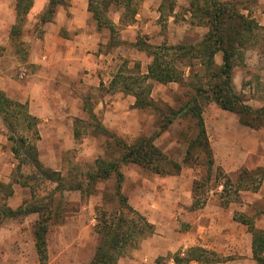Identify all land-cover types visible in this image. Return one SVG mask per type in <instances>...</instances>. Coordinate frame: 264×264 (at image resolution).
<instances>
[{"label": "rangeland", "instance_id": "rangeland-1", "mask_svg": "<svg viewBox=\"0 0 264 264\" xmlns=\"http://www.w3.org/2000/svg\"><path fill=\"white\" fill-rule=\"evenodd\" d=\"M168 1L131 0L127 8L120 2H114L106 8L107 14L119 26L117 31L119 42L113 45L108 38L109 40L100 43L99 50L104 54L102 57L97 56L92 68H90V64L93 63L91 60L89 65L75 66L81 68L80 81L75 82L72 91L67 88L62 89L67 106L57 108L60 116L65 117V113L71 112L75 117L73 137L66 135L62 138L55 137L49 122L46 121L44 126L40 118L38 131L41 137L38 139L32 127L24 124L13 130L0 114V133L4 135L2 143L4 153L0 154V174L7 177L5 183L11 184L12 191L3 202L14 209L26 204L45 207L43 210L49 216L45 264H89L103 240L96 229L102 212L113 214L122 211L126 219L133 216L122 208L118 199L116 174L113 173L107 179L95 177L98 158L119 162L120 171L124 175L121 191L128 202L130 201L129 204L132 203L131 206L138 205L148 210H155L153 212L155 220H160L159 211L165 210L164 220L160 222L162 224L165 221L160 227L161 231L157 230L160 223L153 224L154 234L158 233V236L143 235L129 242L126 254L121 255V264H133L130 256L132 253L134 255L135 251L139 253L136 258L145 256L146 262L143 261L145 264H169L174 262L171 257L176 252H183L190 245L202 246L198 243H204L202 242L204 238L197 234V223L204 206L223 210L225 215H221V224L215 227L230 229L235 238H232L231 245L227 246L229 250H226V254L221 253V256L218 250L212 247L227 243L217 237L220 236V230L213 228L211 232L214 235L207 236L213 246L203 247L215 251L223 258L229 257L224 264H257L251 254L252 234L248 231L247 225L235 221L229 224L226 215L231 214L233 217L234 213H245L254 219L258 228L264 229L262 173L257 176L256 182L241 190L238 195L231 191L230 194L223 192L221 196L222 184H219V181L225 179V174L236 181L243 169L264 168L262 164L264 163V115L253 120L254 127L243 125L238 113L221 108L216 102L208 100L205 95L199 98L203 105L204 122L214 157V170L208 182L201 183L200 180L207 173L206 165L196 163L205 159L202 149L195 150L194 155L197 158L195 163L184 162L188 144L197 131L195 120L191 116L177 118L155 140L170 161L183 164L179 172L158 174L135 163L121 162L123 146L120 141L131 144L142 134L150 135L158 131L162 119L153 109L135 107V96L120 90L121 83L117 84L115 90L110 87L117 73L135 72L138 77L139 73L147 70L152 58L135 43L145 41L153 45L197 44L208 35L210 30L208 24L201 22L199 17L195 16L193 10L196 6L192 8L191 0H174L172 10ZM222 1L230 2L242 14L251 16L260 25L252 28V32L245 31L243 34L246 43L236 59L232 83L246 104L253 108H262L264 107V0ZM43 11L28 16L21 37H42L44 29L43 23H40V16ZM125 13L128 14L130 22L120 23ZM89 17L87 29L90 28L91 31L95 29L99 37H111L109 28H98L90 12ZM72 19L73 16L67 12L64 22L68 23ZM64 30L65 27L62 29V34ZM21 49H19L20 58L24 60L26 52ZM215 59L218 64L221 63L220 54H217ZM193 62L196 65L192 72L189 67L185 68L183 83H152L151 97L164 111L178 108L192 99L197 93L196 88L200 87V82L204 83L206 88L205 83L209 82L210 74L205 75V67L200 64L199 59L195 58ZM90 73L93 76L82 75ZM79 77L75 79L78 80ZM93 79L95 82H92ZM253 117L249 115L248 119ZM67 124L68 121L61 122L62 126ZM75 130L78 132L77 137ZM21 135L27 137L28 141L35 142L42 165L58 171L59 182L44 178L31 162L32 158H26L23 153L16 157L12 147L18 143L17 139ZM10 136L14 139H10ZM5 162L10 163V168L3 171L2 164ZM224 179L221 182L224 183ZM196 180L202 184L197 189L198 199H204L207 195L208 200L203 207L191 209L193 186ZM60 185H66V188L62 189L64 186L60 188ZM70 186L74 188L70 189ZM226 199L229 200L228 206L222 204ZM40 218L39 213L32 212L7 218L1 224L0 264H40L35 245V230ZM195 233L196 237L193 236ZM157 239L159 241L168 239V245L171 246L168 250L169 254H166L164 247L159 246L158 250L151 249L152 252L149 250L147 254L150 247L148 243L158 241ZM197 264L218 263L198 262Z\"/></svg>", "mask_w": 264, "mask_h": 264}, {"label": "trees", "instance_id": "trees-1", "mask_svg": "<svg viewBox=\"0 0 264 264\" xmlns=\"http://www.w3.org/2000/svg\"><path fill=\"white\" fill-rule=\"evenodd\" d=\"M114 2L125 4L127 8L131 0H90L88 2V10L98 28L107 27L110 29V42L116 45L119 42V37H117L119 26L106 12V8ZM168 2H170V10H172L174 0H169ZM190 3L192 8L196 6L194 10L192 9L195 16L199 17L201 22L209 25L210 30L208 35L199 43L190 45H153L145 41L136 42L135 44L141 50L146 51L152 58L147 70L139 73L138 77L135 72L125 73L122 71L117 73L114 75L110 87L115 90L117 84L121 83L120 90L135 96V107L153 109L162 118L158 131L150 135L142 134L131 144L119 140L123 146L121 162L135 163L147 167L158 174H173L179 172L183 164L170 161L167 154L156 144L155 140L177 118L191 116L195 120L197 131L188 144L184 162L186 164L195 163L197 160L194 155L195 150L202 149L205 154V159L202 162L198 161L196 163L206 165L207 173L200 179L201 183H203L204 181L208 182L212 176L214 157L204 122L203 105L200 103L199 98L205 95L208 100L216 102L221 108L238 113L240 122L243 125L254 127L255 123L253 120L259 119L264 115V107L253 108L246 104L241 94L236 92L232 83L236 59L240 56L242 48L246 43V37H243V34L245 31L252 32L254 28L260 25L251 16L242 14L228 1L191 0ZM69 5V0H48L40 16V23L44 24L53 21L58 7H67ZM33 6L34 0H17L16 2L17 19L11 28L10 37L12 42H15V44L17 42L16 45L19 49L23 45L21 39L22 29ZM125 22H130L129 16L126 13L122 15L120 23ZM217 54L221 55L220 64L215 59ZM195 58L199 59L200 64L205 67V75L210 74L209 82L205 83L207 84L206 88L204 83L200 82V87L196 88L197 93L192 96V99L178 108H170L168 111H164L151 97L152 83H183L185 79V68L189 67L192 72L193 67L196 65L193 62ZM0 114L11 129L16 130L25 124L28 127H32L34 135L40 139L41 136L38 131L40 118L32 115L28 111L26 103L9 97L4 91H0ZM249 115H253V119H248ZM75 135L76 137L78 136L76 130ZM10 139H14V137L10 136ZM17 142L12 147V151L16 157H19L23 153L26 158H32L31 162L44 178L51 181H60V177L57 176L60 175L58 171L51 170L42 165L37 155V145L35 142L28 141V138L24 135H21L17 139ZM96 164L97 172L95 177L107 179L113 173L116 174L118 179L116 186L118 199L122 208L126 209L133 216L130 219H126L122 211H116L113 214H108L106 211L102 212L101 218L98 219L99 222L96 225V229L102 235L103 240L97 247L89 264H118V260L125 253L128 243L143 235L153 234L154 225L140 211L131 206L128 199L123 195L121 187L124 175L120 171L119 162H111L103 158H98ZM260 174L261 178H264V168L255 170L243 169L236 181L225 174V179L222 178L219 181V184H222L220 195L222 196L223 192L230 194L231 191L238 195L241 190L250 184L252 185L254 181L256 182L257 176ZM223 179L225 180L224 183L221 182ZM201 183H199V180H196L194 183L191 209L203 207L208 200L207 195H205L204 199H198L197 189L198 186L200 187L202 185ZM62 186L60 185V188H66V185ZM10 187V183L6 184L0 180V226L7 218L22 214L26 215L32 212L39 213L41 218L35 230V245L40 264H45L47 259V220H49V216L43 210L45 207L43 205L28 206L26 204L16 209L12 208L5 201L3 202L12 193ZM71 188L74 187L70 186ZM78 188H81V186H78ZM222 204L228 206L229 200L226 199ZM233 219L247 225L248 231L252 234V256L257 264H264V229L258 228L254 219L245 213H234ZM172 257L176 264H189L191 260L204 263L227 260L219 256L215 251L199 245L191 246L185 252H176Z\"/></svg>", "mask_w": 264, "mask_h": 264}, {"label": "crops", "instance_id": "crops-1", "mask_svg": "<svg viewBox=\"0 0 264 264\" xmlns=\"http://www.w3.org/2000/svg\"><path fill=\"white\" fill-rule=\"evenodd\" d=\"M16 2L17 0H0V91H4L9 97L15 100L26 103L28 111L32 115L42 119V125L44 124V126H46L45 122H49V127L53 128L55 137L62 138L65 135L67 137H73V122L76 120L74 119L75 117L71 115V112L65 113V117L60 116L57 112L58 107L67 106L66 97L62 94V89L67 88L70 91L74 89L73 85L75 82L80 81L81 77V71L79 72L81 69L80 66H75H82L84 64L89 65V61L91 60L93 63L90 64V68H92L95 65L94 63L97 60V56L102 57L104 54L99 50L100 43H104V40H109L108 38L110 37H99L95 29H93V31H91L90 28L87 29L90 18L87 0H71L68 9L64 6H59L53 21L43 24L44 33L42 37H21L23 41V51L26 52L24 56L25 59L23 60L22 57L20 58L21 54L19 53V48L17 45L14 46L15 43L12 42L10 37L11 28L17 19ZM47 2L48 0H34V6L30 10L29 16L43 11ZM67 12L74 18L68 23H66V21L64 22ZM64 27L66 30H64L62 34V29ZM82 75L93 76L92 73ZM78 77V80L75 79ZM92 82H95V79H93ZM64 121H68L66 126L61 125V122L63 123ZM3 142L4 135L0 133V154L4 153L2 150ZM262 164L264 165V163ZM2 167L3 171H5L10 168V163L5 162L2 164ZM0 180L7 182L8 179L5 175L3 176L0 174ZM134 208L146 216L148 221L154 225L164 220L165 210L163 211L162 206V211H159L161 214L160 220H155L153 213L155 210L153 211V209L148 210L138 205L136 207L134 206ZM222 214L224 213L220 208L204 206V211L200 215L197 223V234L201 238H204L202 239L204 243L198 244L205 247L213 246L212 241L207 238V236L213 234L211 232L212 229L215 228L220 230V236H215L220 239L222 238L224 243L227 244L212 247L214 250H218L220 255L221 253L226 254V250H229L227 246L232 242V238H235L233 237L235 235L230 229L215 227L221 224ZM226 217H228L229 224H232L231 221L240 223L234 220L231 214L226 215ZM164 223L165 221L162 224L160 223L161 225L159 224L160 226L157 227V230L161 231L160 227L163 226ZM162 232L164 231L162 230ZM154 235L158 236V233ZM193 236L196 237V233L193 234ZM157 240L158 241H154L153 243H148L150 247L147 254L150 251L152 252L153 249L158 250V246L164 247L166 249V254H169L168 250L171 246L168 245V239H166V241H164V239L160 241L159 239ZM191 246L192 245L189 247ZM125 254L126 253H124V255ZM133 256H135V258ZM136 256H139L138 251H135L134 255L132 253L130 256L133 264H145V256L143 257L140 255L141 257L139 259L136 258ZM120 258L118 264H121L122 259ZM226 258L227 260L229 259V257ZM171 259L174 262L169 264H174V258L171 257ZM143 261L145 262L143 263ZM225 261L217 263L224 264ZM198 262L200 261L191 260L189 264H197Z\"/></svg>", "mask_w": 264, "mask_h": 264}]
</instances>
